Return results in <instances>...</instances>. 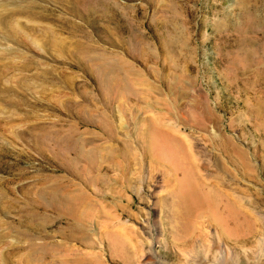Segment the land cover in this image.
Wrapping results in <instances>:
<instances>
[{
	"label": "rangeland",
	"instance_id": "374dc122",
	"mask_svg": "<svg viewBox=\"0 0 264 264\" xmlns=\"http://www.w3.org/2000/svg\"><path fill=\"white\" fill-rule=\"evenodd\" d=\"M0 7V264H264V0Z\"/></svg>",
	"mask_w": 264,
	"mask_h": 264
},
{
	"label": "bare ground",
	"instance_id": "6f19581e",
	"mask_svg": "<svg viewBox=\"0 0 264 264\" xmlns=\"http://www.w3.org/2000/svg\"><path fill=\"white\" fill-rule=\"evenodd\" d=\"M2 7H3V5H2ZM2 7H0V8H2ZM5 7V6H4ZM29 7V6H28ZM3 9H5V8H3ZM7 9V8H6ZM10 9H12V8H10ZM14 9L15 8H13L12 10L14 11ZM8 10V9H7ZM12 10H11V12H12ZM16 10V9H15ZM14 12H18V13H27V12H29V10H27L26 8H25V6H22L21 7V9L20 10H16V11H14ZM8 13V12H7ZM13 13V12H12ZM12 16L13 15H11V13H8V14H4V13H0V21H7L10 17L12 18ZM15 17V16H14ZM14 18H12V20H13ZM10 22V21H9ZM170 148H172V147H170ZM172 149H174V150H170V152L172 153V155H171V158L173 159V160H177V158H179V155H181V158H184V157H186V153L185 152H183V151H178V150H176V148L175 147H173ZM231 151H233L235 154H236V146L235 145H233V147H232V149H231ZM232 156L234 157V154H232ZM177 157V158H176ZM231 158V157H230ZM217 162L219 163V165H220V158L219 157H217ZM172 164V163H171ZM174 164V163H173ZM234 176V175H233ZM189 184V183H188ZM188 184H186V185H188ZM185 187V186H184ZM191 187V186H190ZM189 190H190V188H188ZM187 189V190H188ZM184 190V189H183ZM184 193V192H183ZM186 196H187V198H189V200H191L192 202H195L196 203V205L198 204V205H200V206H202L201 208H203V206H206V205H211L212 204V198L210 197V196H197V195H195V194H193V192L192 191H187L186 192ZM185 196V197H186ZM182 198V197H181ZM180 198V199H181ZM184 198V197H183ZM186 199V198H185ZM187 200V199H186ZM183 201V200H182ZM188 201V200H187ZM187 201H185V202H187ZM180 202H181V200H180ZM194 203V204H195ZM183 204H184V202H183ZM182 204V205H183ZM187 204V203H186ZM186 204L184 205V206H186ZM191 205L193 204V203H190ZM190 204H189V206H190ZM181 205V203L179 204V206ZM195 206V205H194ZM214 206V205H213ZM197 207H195V209H196ZM180 209L182 210V207H180ZM184 209V208H183ZM187 209V208H186ZM193 210H194V207H193ZM234 210H235V208H234ZM190 212H191V209L189 210ZM187 213H189V212H187ZM182 214H185V213H181V215ZM188 215V214H187ZM178 216V215H177ZM189 216V215H188ZM184 217V216H183ZM182 216H181V218H183ZM234 219H235V212H233V216H232ZM177 218H179V217H177ZM183 220V219H182ZM181 220V221H182ZM180 221V220H179ZM184 223H183V226H184V228H182V229H180L181 231V233H183L182 234V240H181V242H180V244L182 245V246H184V247H190V246H195L196 244H195V242H196V239L197 238H199V237H201V236H203V232H202V234H199V233H197V232H195V230H192V228L190 227V225H188V223H187V221H186V223H185V221H183ZM179 223V222H178ZM185 224V225H184ZM198 240V239H197ZM193 249V248H192ZM137 253H138V251H137ZM197 257V256H196Z\"/></svg>",
	"mask_w": 264,
	"mask_h": 264
}]
</instances>
